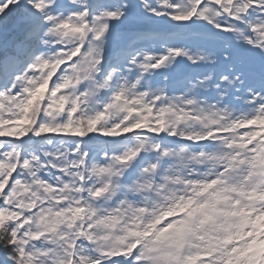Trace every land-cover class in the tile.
<instances>
[{"label": "snow or ice", "instance_id": "snow-or-ice-1", "mask_svg": "<svg viewBox=\"0 0 264 264\" xmlns=\"http://www.w3.org/2000/svg\"><path fill=\"white\" fill-rule=\"evenodd\" d=\"M0 264H264V0H0Z\"/></svg>", "mask_w": 264, "mask_h": 264}]
</instances>
